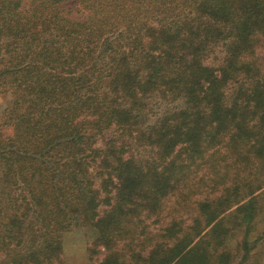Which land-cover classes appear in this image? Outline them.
<instances>
[{"label":"trees","instance_id":"obj_1","mask_svg":"<svg viewBox=\"0 0 264 264\" xmlns=\"http://www.w3.org/2000/svg\"><path fill=\"white\" fill-rule=\"evenodd\" d=\"M263 46L264 0H0V264L86 229L99 264L248 260Z\"/></svg>","mask_w":264,"mask_h":264},{"label":"rangeland","instance_id":"obj_2","mask_svg":"<svg viewBox=\"0 0 264 264\" xmlns=\"http://www.w3.org/2000/svg\"><path fill=\"white\" fill-rule=\"evenodd\" d=\"M258 54L264 65V46L258 50ZM11 95L7 93L0 92V115L3 113L4 109L11 104ZM200 174H202L200 172ZM189 220L187 217H185ZM150 228L156 231L154 225H151ZM93 234V233H92ZM91 232L86 230L82 231H70L65 234V257L67 258L68 264H99V261L104 256L105 249L100 248L98 254L92 255L87 248L91 242ZM260 237V241L257 246L252 250L251 256L248 260H243V255L239 252V242L242 238V232L239 231L234 234L228 242L230 244V250H233L234 254L239 252L237 255L235 264H264V203H263V212L259 215L255 229L252 233L251 239Z\"/></svg>","mask_w":264,"mask_h":264}]
</instances>
